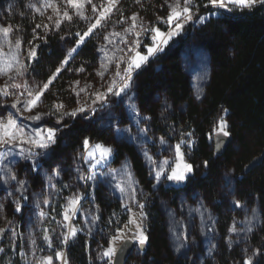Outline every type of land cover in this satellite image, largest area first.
<instances>
[{"label": "trees", "instance_id": "obj_1", "mask_svg": "<svg viewBox=\"0 0 264 264\" xmlns=\"http://www.w3.org/2000/svg\"><path fill=\"white\" fill-rule=\"evenodd\" d=\"M173 4L121 0L28 116L20 118L27 99L0 95L1 117L20 118V126L29 132L58 129L56 143L38 158V168L20 155L30 145L7 146L11 154L4 164L17 179L0 173V229L10 219L23 235L32 234L34 208L59 172L71 196L87 195L76 220L82 232L67 250L69 264H108L104 249L127 220L122 208L137 199L146 201L148 241L145 251L136 248L126 264H245L250 257L252 264H264V158L246 171L264 152V5L227 11L209 0H192L185 34L137 70L130 88L112 94L94 112L62 115L53 108L64 104L73 110L84 96L107 85L134 39L135 31H128L131 18L167 31ZM64 10L71 20L63 16ZM82 11L86 19L63 0H0V25L13 29L7 38L0 35V82L21 76L19 69L32 89L47 83L76 47L77 33L83 34L98 14L88 4ZM148 34L145 45L153 44ZM34 46L38 56L29 65L27 53ZM37 114H43L40 120L30 119ZM221 120L227 122L231 142L218 155L213 134ZM85 139L110 147L115 157L107 167L89 173L94 178L83 186L79 179L88 174ZM187 139L194 140V148L187 150L193 172L182 183L168 184L175 146ZM161 171L158 182L156 173Z\"/></svg>", "mask_w": 264, "mask_h": 264}, {"label": "rangeland", "instance_id": "obj_2", "mask_svg": "<svg viewBox=\"0 0 264 264\" xmlns=\"http://www.w3.org/2000/svg\"><path fill=\"white\" fill-rule=\"evenodd\" d=\"M120 1L121 0H118V3ZM118 3L116 4V6L118 5ZM193 11L194 10L191 7V13H190L191 16H192ZM97 17H98V14H97ZM97 17L95 18L93 23H95ZM207 19H209V16H206L204 18V20H207ZM105 20L106 19L102 20L101 24ZM189 21L190 20L185 21L182 15L179 20V22L183 24L182 30H179V34H173L171 36V39H168L167 44L163 45V51H158L154 55L149 56L147 62L159 56L160 54L164 53L171 45H173L176 42V40L178 39L180 35L185 34L186 32L185 29ZM176 22L177 21L173 20L172 23H168L167 31H163L161 29L160 31L164 33H172L175 29ZM140 25H143L142 29ZM96 29H94L93 32ZM151 29L153 28H150V26L147 24H137V27L134 32V39L129 45V48L124 52V54L116 62L115 70L110 76L109 78L110 80L107 83V85L101 87L100 89H96L93 92L84 96L81 99V104L79 105V107L73 110L83 107L85 111L94 112L96 109H99L102 106L107 105V100L113 94V92L119 91L120 88L123 86V83L125 82L123 78L128 75V72L126 70L128 69V64L130 60L133 57H136V54L138 52L144 55H147V47L152 45V44L145 45L146 43L145 41L147 37L149 36L148 32L150 33L151 36L155 35V33L151 31ZM87 31L88 29L85 32ZM83 34H81V36ZM88 37H85L84 42L82 44H79V46L77 47L80 41V36H79L77 45L75 47L77 51L85 43ZM34 47L36 51L35 58H29L28 53H27V62L29 63V65H32L38 56L37 55L38 47L37 46H34ZM76 52L72 54L70 59H68V63L66 65H63L61 67L62 65L61 64L59 66V68H61V71L69 64V62L71 61L73 56L76 54ZM146 63H142L141 67H143ZM140 68L136 69L133 67V70L131 71V76ZM58 75L56 76V78L58 77ZM24 77H25L24 75H21L18 78L7 79L3 82H0V88L5 87V85H7L8 86L7 91L11 93V95H8V96L2 95V96L5 98L12 97V98H25L27 100L31 99V97L27 95V91L28 89H32V88L25 84ZM54 80L52 82H54ZM14 84H20L21 87L20 88L12 87V85ZM109 88H112L113 92H109L108 91ZM96 93H103L106 99H98L96 96ZM29 108H31L30 105L24 108L23 113L20 118L28 116L36 107L31 108L30 111H29ZM73 110H68V109L66 110L65 105L63 109H60V111L64 112L67 115H70V113ZM78 112L79 111H77V113ZM11 116L15 118L18 124L20 125V118H16L13 115ZM7 117L0 116V119H6ZM219 127H220V123L213 134V138L218 133H222L220 132ZM225 130L229 132L228 125ZM88 141H89V145L87 149L85 148V154L83 157V162L87 168L88 174L85 178L79 179V183L83 186L86 185L88 181V178L90 176L89 173H92L93 171L97 169L107 167L114 160V157H115L114 151L110 147H107L112 150L110 157L106 158V160L102 162L101 164H97L94 168L91 167L90 165L95 163V160H86L85 157L87 156V152L89 150H92L94 146L97 144L102 145V146L104 145L101 143L90 141V140ZM177 144L180 145V150L178 153L175 147L174 162L171 164L167 175L170 174L171 169L175 168L178 163L190 164L188 161L187 150L194 148V140H188V139L182 140L181 142ZM6 148L7 146L0 148V151L6 152ZM180 153L183 154V160H181ZM100 154H101V151L97 150L95 153L96 158H99ZM190 174L191 173L187 175V179ZM167 182L168 184L176 183L175 181H170V180H167ZM71 193H72V189L69 187V185L66 182L63 181L61 174L59 172H56L46 187L41 203L35 206L34 208L36 210L37 223H36V230L32 234L28 236L23 235L20 232L19 226L15 221L10 220V219L5 220V223L3 227L1 228L4 231L2 234H0V264H43V262H45L49 256L52 257V264H69L68 257H67V250H68L69 244L72 241H74L77 238V236L82 232L81 228L77 225L76 220L80 212L81 203L87 197L86 193H79L77 196H74V197L71 196ZM73 198H78V203L75 205H72L71 203ZM45 201H48V202L45 203ZM140 205H143V207L141 208ZM122 210L126 214L127 220L125 223L120 224L118 228L115 230L114 234L111 235L109 245L104 249V251H106L109 247L113 246L114 237H123V239L115 240L114 246L117 249L126 239H129V238L132 239L134 233L137 232V228H136L137 223L140 225V227L144 230V233L147 235L148 216H147V211H146V201L142 199H137L130 203H126L123 206ZM66 213L69 217L68 219L65 218ZM133 221H135V223H133ZM71 228H75L77 230L76 236L75 237L69 236L68 242L64 243V237L65 235L69 234V231ZM45 236L49 237L50 239L46 240ZM137 246H139L138 243H137ZM58 254H62V255H58ZM104 258L105 260H107L109 264L108 258L107 257H104Z\"/></svg>", "mask_w": 264, "mask_h": 264}, {"label": "snow or ice", "instance_id": "obj_3", "mask_svg": "<svg viewBox=\"0 0 264 264\" xmlns=\"http://www.w3.org/2000/svg\"><path fill=\"white\" fill-rule=\"evenodd\" d=\"M64 3L67 5L73 7L76 9V15L80 16L81 18H85L84 13L82 9L84 8L85 4L91 5L92 11L94 13H98V17L95 21V23H92L88 31L85 32L82 36L80 33H77L78 36H80V41L77 45L82 44L85 40V37H88L94 29H96L99 25H101V21L104 19H107L113 9L115 8L116 4L118 3V0H102L100 5L93 4L92 0H63ZM139 2V0H138ZM183 7H181V0H174V4L171 7L169 16L167 18L168 23H172L173 20L177 21L175 24V29L172 33H164L161 32L159 28H153L151 29L152 32L155 33L153 36V44L149 47H147V55H144L142 53H137L136 57H133L129 64L128 69L126 70L128 72V75L125 76L123 86L120 88L119 91L113 92L112 88H109V92H113V95H120L121 92H124L126 89L130 88L129 81L131 80V71L133 70V67L138 69L141 67L142 63H146L149 56L154 55L158 51H163V45H166L168 42V39H171V36L173 34H179V30H182L183 24L179 22L181 16L183 15V18L185 21L191 19V3L192 0H182ZM209 4L213 7L217 8H223L227 11H232L231 6H236L239 8H252L257 4L264 5V0H209ZM48 7H55L54 4L48 3ZM208 5H205L207 7ZM102 9V10H100ZM57 12H59V9H57ZM63 16L71 20L72 17L68 14L67 10L63 11ZM51 19V18H50ZM203 17L200 18V21L203 22ZM137 20L138 17L133 16L131 18V26L128 29V31H135L137 27ZM59 24V21H57V26ZM37 28L41 27L40 25H36ZM141 29L143 28V25H140ZM13 31L11 26H2L0 25V35H3L5 38H7L10 33ZM138 34V33H137ZM118 35V34H117ZM158 41V42H157ZM10 43V41H9ZM21 42L19 40L15 43V48L17 49V53L19 51ZM77 49L74 47L72 48L69 53L68 57L62 61V65H66L68 63V59L71 58L72 54L75 53ZM0 53H2V49H0ZM29 58H35L36 57V51L35 47L30 48L28 52ZM13 59L17 58V54H13ZM24 65H20V68H23ZM61 71V68H57L56 72L49 78L47 83H44L42 86H37L35 89H28L27 95L31 97V99L25 101V106H31V108L38 107L39 102L41 100V97L43 96L44 92L48 89L49 85L52 83V81L56 78V76ZM80 71H83V69H80ZM18 74L23 75V72H21L18 69ZM119 74V73H117ZM102 75V73H101ZM79 84V82H77ZM7 85L5 87L0 88V95L8 96L11 95L7 91ZM12 87L20 88V84H14ZM80 91H86V89L82 88ZM79 95V93H77ZM96 96L98 99H106L105 95L103 93H96ZM95 102V101H94ZM16 103H19V100H17ZM13 108L16 107V104L14 103L12 105ZM63 104H55L53 105V108H55L57 111L60 109H63ZM29 108V111L31 110ZM77 111L83 112L85 109L83 107H80L79 109L73 110L70 114L75 116ZM62 115L65 113H61ZM43 114H37L35 116L30 117V119L33 120H40L42 118ZM227 123L224 120H221L219 130L223 133L224 136H230V132L226 131ZM58 129L56 128H47V129H40V130H33V131H26V129L22 126H20L15 118H13L11 115H9L6 119H0V148H3L5 146H16L17 144H26L30 145L29 148H22L20 150V155L23 156L25 160H31L33 168H38L40 166L39 164V157L46 156L47 150L52 147L56 143V133ZM161 143H164L162 140ZM85 148H88L89 141L85 139L84 141ZM176 151L179 153L180 145L177 144ZM219 147V144L217 145ZM36 149H40L41 151H35ZM100 150L101 154L99 158H96V151ZM111 149L104 147L102 145H95L92 150H89L87 152V156L85 157L86 160H95V163L91 164V167H95L97 164H101L106 160V158L110 157L111 155ZM25 153H27L25 155ZM11 154V149L7 152L0 151V172H5L9 177L10 181H15L17 179L15 173L13 172L12 168L8 167L7 164H4V161L7 159V157ZM181 160H183V154L180 153ZM8 163H13V161H9ZM165 165H167V161L164 162ZM205 167H207V161L204 162ZM193 172V166L188 163H178L175 168H172L170 171V174L166 175V179L170 181H175L176 183H182L187 179V175L189 173ZM164 175V172H157L156 173V179L159 182L160 176ZM94 177H89V179H93ZM5 183H8V181H5ZM21 188L23 187V182H20ZM123 191V189H121ZM48 201H45L47 203ZM72 205H75L78 203V198H73L71 201ZM236 206H240V202L236 201ZM142 208L143 205H140ZM21 210V205L17 203L16 211L19 212ZM65 218L68 219L67 213L65 214ZM135 223V221H133ZM127 227V225H126ZM137 232L134 233L132 237V242L138 243L140 246H143L148 241V236L144 233V230L140 227V225L136 224ZM232 231H236L235 226L231 229ZM248 231H251V227L247 229ZM3 229H0V234L3 233ZM77 230L75 228H71L68 235H65L64 237V243L68 242L69 236L75 237ZM46 240H49L50 238L45 236ZM123 239V237H114L113 240V246L109 247L106 251H104L103 256L107 257L109 260V264H119L118 260L113 259L117 256L118 249L114 246L115 240ZM185 239L187 237L185 236ZM179 251V247L176 249ZM122 252L123 249H120ZM62 255V254H58ZM43 264H52V257L49 256ZM245 264H252L251 257L245 262Z\"/></svg>", "mask_w": 264, "mask_h": 264}, {"label": "water", "instance_id": "obj_4", "mask_svg": "<svg viewBox=\"0 0 264 264\" xmlns=\"http://www.w3.org/2000/svg\"><path fill=\"white\" fill-rule=\"evenodd\" d=\"M231 142V136H224L223 133H218L217 135H215L214 137V145H215V149H216V153L218 155H222L227 146L229 145V143ZM219 144V147H217V145ZM264 158V152L262 155L254 158L250 164L246 167V171H250L252 168H254L256 165H258ZM139 248L142 251H145L146 249V244L143 246H137V243L132 242V239H126L118 248L117 251V256L114 257L115 260L119 261V264H126L129 257L131 256V254L133 253V251ZM120 249H123V251L121 252Z\"/></svg>", "mask_w": 264, "mask_h": 264}, {"label": "crops", "instance_id": "obj_5", "mask_svg": "<svg viewBox=\"0 0 264 264\" xmlns=\"http://www.w3.org/2000/svg\"><path fill=\"white\" fill-rule=\"evenodd\" d=\"M230 7H232V8H239V7H236V6H231V5H230Z\"/></svg>", "mask_w": 264, "mask_h": 264}]
</instances>
